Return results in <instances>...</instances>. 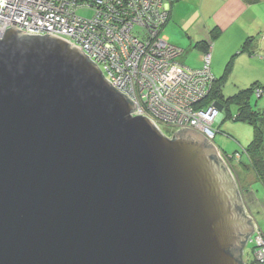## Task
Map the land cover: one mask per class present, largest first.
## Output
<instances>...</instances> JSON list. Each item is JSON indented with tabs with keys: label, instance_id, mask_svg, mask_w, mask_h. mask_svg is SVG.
I'll use <instances>...</instances> for the list:
<instances>
[{
	"label": "water",
	"instance_id": "obj_1",
	"mask_svg": "<svg viewBox=\"0 0 264 264\" xmlns=\"http://www.w3.org/2000/svg\"><path fill=\"white\" fill-rule=\"evenodd\" d=\"M133 108L69 41L6 28L0 264H243L253 222L215 144Z\"/></svg>",
	"mask_w": 264,
	"mask_h": 264
},
{
	"label": "built area",
	"instance_id": "obj_2",
	"mask_svg": "<svg viewBox=\"0 0 264 264\" xmlns=\"http://www.w3.org/2000/svg\"><path fill=\"white\" fill-rule=\"evenodd\" d=\"M174 1L0 0V37L11 26L59 36L81 49L135 104L132 116L148 118L167 138L188 127L213 143V125L222 115L215 100L205 103L215 79L211 54L203 52L199 68L179 62L182 49L161 31ZM255 94L261 92L256 89ZM249 241L254 256L263 260L264 237L251 236Z\"/></svg>",
	"mask_w": 264,
	"mask_h": 264
},
{
	"label": "crops",
	"instance_id": "obj_3",
	"mask_svg": "<svg viewBox=\"0 0 264 264\" xmlns=\"http://www.w3.org/2000/svg\"><path fill=\"white\" fill-rule=\"evenodd\" d=\"M261 19H264V0H175L170 6L164 31L168 41L182 49L178 60L188 68H199L202 53L208 50L212 73L218 78L222 75V67L229 64L230 54L245 56L248 67L261 69L264 61V21L261 22ZM249 37L248 47L251 51L239 53ZM197 42H202L206 47H198ZM250 77L251 72L238 80H250ZM241 161V168L250 171L252 178L251 182H245L247 185L242 200L264 231V186L247 165L245 156ZM245 195L249 197V204L245 201ZM253 204L262 211V220L259 215H254L250 207Z\"/></svg>",
	"mask_w": 264,
	"mask_h": 264
},
{
	"label": "rangeland",
	"instance_id": "obj_4",
	"mask_svg": "<svg viewBox=\"0 0 264 264\" xmlns=\"http://www.w3.org/2000/svg\"><path fill=\"white\" fill-rule=\"evenodd\" d=\"M260 21L263 22L264 19H261ZM166 23H167V19L162 21L161 31L163 32L164 35H166L164 31ZM238 52L241 53V49H239ZM245 60H247L245 56L237 57L236 55L233 56V54H230L229 55V66L226 69L227 65H225V67L223 66L221 69L222 74H224V78L222 79V81L219 82L220 95L219 97L216 98L215 101L218 103V105L224 106V108L221 110L222 120L215 121L213 125V129L216 131L215 137L213 139V143L226 156L227 155L230 156L228 163H227L228 161L227 158L225 160V157H223V154L220 157L229 170H230V167L232 168L233 171L231 170L230 171H231L232 176L235 178V182L237 183V186L239 188L238 192L241 194V198H242V193L245 191L244 189H245V186L247 185L246 184L247 181L251 182L252 178H250V171L241 168L243 165L241 166V163H239V160L242 159L243 148L246 145H248V143L253 139V135H254L253 127L242 121H234L233 118L236 116L238 112L237 104L234 101H230L229 103H226L224 99L229 96L235 95L241 92L242 90H246L248 87L252 86L254 82L264 85V61H263V64H261L260 66L261 69H257L254 67H248ZM249 71L251 72L250 80H248L249 78H246L245 81L238 80V78L242 76L249 75L250 73ZM255 77L257 79L254 80ZM214 82L215 81H213V84ZM249 101L251 105L254 106L255 109L257 110L263 109L264 108V92L259 96H256L255 92H253L249 98ZM237 151L241 152V156ZM236 154H238V157L235 159ZM245 172H248V174ZM262 199H264V195L262 196ZM245 201H247V203L249 204L248 195H245ZM250 203H253V202L250 201ZM242 206L244 208L243 210L245 214L247 215V217L252 219V222H253V231L251 232L250 236H254V238H260V236L264 237V231L262 230L260 224L255 219H253L254 217H252L249 211L247 210L248 207L246 203L243 202ZM250 207L253 209L254 215L255 216L259 215L258 216L259 219L262 220L263 219L262 211L257 209L256 205L254 204L251 205ZM255 242H256V239H255ZM243 252H244L246 259L250 257L254 258L255 251H253L251 241L245 244Z\"/></svg>",
	"mask_w": 264,
	"mask_h": 264
},
{
	"label": "trees",
	"instance_id": "obj_5",
	"mask_svg": "<svg viewBox=\"0 0 264 264\" xmlns=\"http://www.w3.org/2000/svg\"><path fill=\"white\" fill-rule=\"evenodd\" d=\"M250 39L251 37H249L247 41L243 44V46L241 47V52L249 53L251 51V49L248 47V41ZM196 44L198 47H201L203 49L206 47V45H202L203 44L202 42H197ZM228 66L229 64H227L226 69ZM223 78H224V74H222L218 78L215 77L214 79L215 82L212 86V90L209 94V97L206 99L205 103L207 102L210 103L212 100H216V98L219 97L220 95L219 82L222 81ZM256 89H258L262 94L264 92V85L254 82L252 86L248 87L246 90H242L241 92L235 95L229 96L225 98L224 101L226 103H229L230 101H234L237 104L238 112L236 116L233 118L234 121H242L253 127V134H254L253 139L248 143V145H246L243 148L242 157L245 156L247 160V165L254 171L257 179L264 186V108L261 110H257L254 108L253 105H251L249 101L251 94L255 92ZM223 108L224 106H222V109ZM238 153L241 156V152ZM227 158L229 162L230 156L227 155ZM239 163L243 164L241 160H239ZM230 170L233 171L231 167ZM247 210L250 213V210L248 208ZM244 247H245V243L243 244V247L241 249V255H240L241 263L264 264V259L259 260L255 256L254 258L250 257L246 259L243 252ZM252 248L253 251H255V246L253 244H252Z\"/></svg>",
	"mask_w": 264,
	"mask_h": 264
},
{
	"label": "bare ground",
	"instance_id": "obj_6",
	"mask_svg": "<svg viewBox=\"0 0 264 264\" xmlns=\"http://www.w3.org/2000/svg\"><path fill=\"white\" fill-rule=\"evenodd\" d=\"M242 199V198H241ZM242 203H243V200H242Z\"/></svg>",
	"mask_w": 264,
	"mask_h": 264
},
{
	"label": "clouds",
	"instance_id": "obj_7",
	"mask_svg": "<svg viewBox=\"0 0 264 264\" xmlns=\"http://www.w3.org/2000/svg\"><path fill=\"white\" fill-rule=\"evenodd\" d=\"M222 110V109H221Z\"/></svg>",
	"mask_w": 264,
	"mask_h": 264
}]
</instances>
